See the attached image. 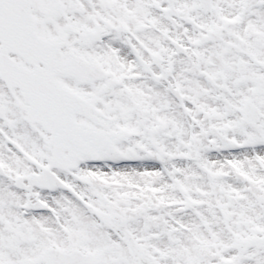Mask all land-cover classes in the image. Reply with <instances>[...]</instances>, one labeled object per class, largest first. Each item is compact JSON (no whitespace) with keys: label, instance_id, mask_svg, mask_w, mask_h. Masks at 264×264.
<instances>
[{"label":"snow or ice","instance_id":"snow-or-ice-1","mask_svg":"<svg viewBox=\"0 0 264 264\" xmlns=\"http://www.w3.org/2000/svg\"><path fill=\"white\" fill-rule=\"evenodd\" d=\"M0 264H264V0H0Z\"/></svg>","mask_w":264,"mask_h":264}]
</instances>
